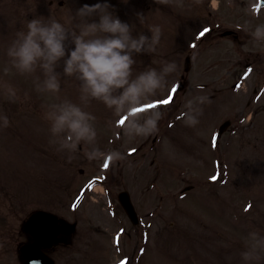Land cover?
<instances>
[{
    "label": "rangeland",
    "instance_id": "rangeland-1",
    "mask_svg": "<svg viewBox=\"0 0 264 264\" xmlns=\"http://www.w3.org/2000/svg\"><path fill=\"white\" fill-rule=\"evenodd\" d=\"M47 1L0 0V116L9 120L7 128L0 127V174L5 171L9 179L0 175V252L15 247L5 243L7 232L18 234L31 212L47 210L78 224L69 246L71 256L59 264H117L122 256L129 258L127 264H134L141 246L148 253L138 264H250L241 255L250 247L256 248L264 258V132L261 135L260 124L255 129L249 120L252 111H263L264 97L252 104V90L260 86L257 73L233 86L243 78L241 73L248 62L245 52H250L248 59L252 61L262 59L264 45L248 41L238 47L227 40L219 43L215 37L210 41L211 49L197 50L201 43L190 49L188 43L195 41L194 34L198 31L196 20L217 22L216 15H211V19L206 17L210 10L207 5L190 4V0L180 7L181 12L176 9L183 0H172L173 8L167 10L158 0H63L64 10L56 9L59 18L53 14L57 5L54 3L49 8ZM105 2L121 21L132 25L133 35H150L148 30L157 22L160 39L170 36L175 23L183 27L176 46L161 50L163 54L168 51L162 60L175 61L178 65L177 72L168 78L166 89L181 81L180 77L185 75V57L192 52L191 69L185 75L189 99H182L181 91L173 105L158 107L165 116L155 134L128 139L126 133L125 138L124 127L119 123L123 117H115L112 110L97 100L83 104L79 81L74 77H61L59 93L41 91L38 84L43 80L42 73L38 70L23 74L12 66L7 56L17 32L26 31L30 19H46V13L50 18V13L54 19L72 27L78 22L73 19L77 9L84 4ZM184 7L188 10L184 11ZM138 13L143 15V22L138 21ZM173 13H176L175 23L168 17ZM248 24L253 34L257 26ZM185 33L192 38L182 48L179 40ZM239 60H242L240 68L234 71ZM259 64L256 61L253 67ZM9 86L15 90V96L7 93ZM200 87L203 89L198 91ZM165 95L166 90L160 91L159 97ZM201 96L207 97L210 104L198 105L204 111L195 126H190L184 117L176 119ZM65 100L80 104L96 117L98 146L105 152H121L123 160L107 161L105 168V160L90 161L83 155V145L75 154L60 149L45 114ZM224 120H230L231 126L217 138L218 127ZM258 120L264 126V116ZM167 122H172V127L166 126ZM41 135L43 139L38 138ZM130 151L135 153L129 155ZM98 175L107 177L112 187L108 188V197L129 189L135 191L140 203L143 200L138 207L143 224L138 230H129L114 202V207H106L101 191L99 203L87 195L80 206H74L72 199H76L79 188ZM185 188L189 190L184 192ZM111 209L117 214L114 219ZM143 226L148 227L145 228L148 237L144 240ZM123 227L130 232L127 236L125 231L121 245L114 247L110 237ZM96 228L105 231V235L97 233ZM252 233L257 234V240L252 239ZM17 236V243L24 240V236ZM260 264H264V259Z\"/></svg>",
    "mask_w": 264,
    "mask_h": 264
},
{
    "label": "clouds",
    "instance_id": "clouds-1",
    "mask_svg": "<svg viewBox=\"0 0 264 264\" xmlns=\"http://www.w3.org/2000/svg\"><path fill=\"white\" fill-rule=\"evenodd\" d=\"M158 2L167 4L168 0ZM111 7L107 2L84 4L76 10L73 19L78 22L72 27L51 17L30 19L26 31L17 32L7 56L12 66L23 74L38 70L42 73L43 80L38 84L41 91L59 93L61 77H74L79 81L83 104L97 100L112 110L115 117H123L122 125L129 137L152 135L159 131L158 124L165 113L146 106L155 103L157 92L165 89L178 65L175 61L162 60L159 68L148 67L134 75L137 63L134 56L153 53L160 42L161 29L153 26L148 30L150 35H133L132 25L121 21L109 10ZM137 19L143 22V15L138 13ZM252 35L257 41H264V25H258ZM6 91L15 96L10 86ZM207 102H210L207 97L201 96L188 105L184 118L190 126L199 122L202 109L198 105ZM142 108L145 110L136 111ZM45 119L61 150L75 154L83 145V155L90 161L124 159L119 151L101 150L97 144L96 117L80 104L65 100L53 105ZM8 126L7 116H0V127ZM251 236L253 240L258 238L256 233ZM241 255L250 264H260L264 259L254 247Z\"/></svg>",
    "mask_w": 264,
    "mask_h": 264
},
{
    "label": "flooded vegetation",
    "instance_id": "flooded-vegetation-1",
    "mask_svg": "<svg viewBox=\"0 0 264 264\" xmlns=\"http://www.w3.org/2000/svg\"><path fill=\"white\" fill-rule=\"evenodd\" d=\"M0 264H19L16 248H8L5 252H0Z\"/></svg>",
    "mask_w": 264,
    "mask_h": 264
},
{
    "label": "water",
    "instance_id": "water-1",
    "mask_svg": "<svg viewBox=\"0 0 264 264\" xmlns=\"http://www.w3.org/2000/svg\"><path fill=\"white\" fill-rule=\"evenodd\" d=\"M39 218L42 219L43 222H49V219L46 218L45 216H42V217L39 216ZM49 230H50V228H46L44 230V232H38V233H36V238L33 237V240L35 242H38V243H39V240H41V241L44 240L42 242H45V244L49 243L51 241V239L53 237H55V235H56V233L55 234H52V235L51 234H48L49 233ZM45 244L40 243L39 246L46 247L47 245H45Z\"/></svg>",
    "mask_w": 264,
    "mask_h": 264
},
{
    "label": "snow or ice",
    "instance_id": "snow-or-ice-1",
    "mask_svg": "<svg viewBox=\"0 0 264 264\" xmlns=\"http://www.w3.org/2000/svg\"><path fill=\"white\" fill-rule=\"evenodd\" d=\"M208 30L207 29H205L204 30V32H201L200 33V35L201 36H203L204 34H205V32H207ZM250 71V70H249ZM173 91H175V89H173ZM171 100H172V97H171V95L167 98V99H164V100H162V101H158V102H156V103H154V104H152V105H148V106H146L147 108H153V107H157V104H163V105H167V104H169L170 102H171ZM145 109H137L136 111H144ZM119 123L122 125L123 124V118L119 121ZM104 167L105 168H107L108 167V162L107 161H105V164H104ZM212 179L213 180H216L217 179V177H212ZM247 210V209H246Z\"/></svg>",
    "mask_w": 264,
    "mask_h": 264
}]
</instances>
